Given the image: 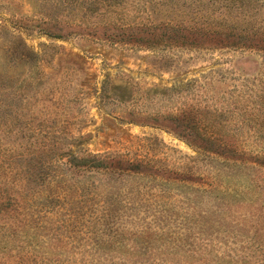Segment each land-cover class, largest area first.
<instances>
[{
    "label": "rangeland",
    "instance_id": "rangeland-1",
    "mask_svg": "<svg viewBox=\"0 0 264 264\" xmlns=\"http://www.w3.org/2000/svg\"><path fill=\"white\" fill-rule=\"evenodd\" d=\"M0 264H264V0H0Z\"/></svg>",
    "mask_w": 264,
    "mask_h": 264
},
{
    "label": "trees",
    "instance_id": "trees-1",
    "mask_svg": "<svg viewBox=\"0 0 264 264\" xmlns=\"http://www.w3.org/2000/svg\"><path fill=\"white\" fill-rule=\"evenodd\" d=\"M153 18L150 23L137 25L135 29V33L129 35L128 40L125 41L124 44H133L145 46L148 48H154L162 45L163 47H176V48H188V49H200V48H208L209 46L204 41H200L196 35H198L199 31H195L196 29L191 28L190 26H179L173 23L171 18L160 19L157 13L153 12ZM146 26V27H145ZM205 32H200L201 38L207 37L211 30L201 29ZM146 34V35H144ZM116 43V41H112ZM207 42V41H206ZM90 157L93 159L90 160V164L87 163L88 158L86 157H78L77 161H82L83 163H87L88 168H84L86 170H92V168L99 167L101 161H97L96 159L100 156L98 154L88 153ZM92 160V161H91ZM73 163V160H72ZM97 164V165H96ZM75 169H83L80 167V163H73ZM108 167V166H107ZM136 173L143 172L142 170L132 169ZM110 172V171H106Z\"/></svg>",
    "mask_w": 264,
    "mask_h": 264
}]
</instances>
